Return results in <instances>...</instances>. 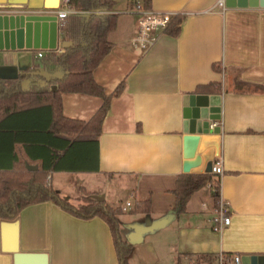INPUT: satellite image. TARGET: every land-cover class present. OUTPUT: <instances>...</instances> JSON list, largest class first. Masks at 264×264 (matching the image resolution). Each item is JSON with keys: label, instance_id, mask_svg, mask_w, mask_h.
I'll return each mask as SVG.
<instances>
[{"label": "crops", "instance_id": "0c3cea01", "mask_svg": "<svg viewBox=\"0 0 264 264\" xmlns=\"http://www.w3.org/2000/svg\"><path fill=\"white\" fill-rule=\"evenodd\" d=\"M135 1L115 0L117 22L108 32L113 45L93 69L107 92L124 79V88L112 96L102 120L98 169L52 170L50 185L67 198L60 176L71 180L72 174H84L75 181L81 196L83 187L119 207L129 198L140 203L149 198L147 212L121 209L128 214L123 221L118 214L127 241L135 223L161 222L132 245L129 264H209L201 256L264 254V5H226L224 0L223 8L217 0H151L154 9L183 15L180 31H163L152 46L135 51L130 42L137 26L131 10ZM62 5L63 0H0V8L53 13ZM73 13L84 19L87 12L69 15ZM64 27L60 39L66 37ZM57 46L4 50L0 63L26 65L22 88L45 90L52 86L49 78L64 72L55 59L62 50ZM38 49L43 55L37 56ZM208 83L220 86L213 93L221 94L220 117L212 120L220 125L219 151L213 157L223 166L216 177L218 196L212 190L205 201L204 185L191 194L185 211L176 214L171 211L172 189L183 171V135L190 133L183 131L184 95L211 93L196 89ZM61 99L63 114L79 119H88L102 101L78 91H64ZM17 146L22 152V144ZM219 205L230 221L215 229ZM13 219L15 230L4 231L0 218V264H14L8 249L14 243L20 251L46 253L48 264H118L108 223L98 215L76 216L43 200L5 220Z\"/></svg>", "mask_w": 264, "mask_h": 264}, {"label": "trees", "instance_id": "16d2710c", "mask_svg": "<svg viewBox=\"0 0 264 264\" xmlns=\"http://www.w3.org/2000/svg\"><path fill=\"white\" fill-rule=\"evenodd\" d=\"M141 2L151 7V0ZM68 3L72 9L87 13L84 19L77 13L69 15L64 27L65 39L71 40L72 44L62 47L55 56L64 72L48 79L54 87L41 91L22 88L21 80L28 75L29 67L14 78L0 77V218H15L26 205L43 200L54 202L76 216L98 215L108 223L118 264H129L133 244L121 235L119 206L96 199L93 192L83 187L81 200L74 203L45 183L46 174L52 170L98 169L97 146L102 120L112 96L124 88V79H121L107 92L93 75L94 67L113 45L108 32L117 22L115 0H68ZM182 17L181 13L174 14L164 32L177 35ZM212 66L220 70L219 63L214 62ZM196 89L220 92V86L214 87L210 83L198 85ZM64 91L98 95L102 101L88 119L69 117L62 112ZM18 143L22 144V152ZM29 164L37 167L28 168ZM212 179L210 171L178 173L172 189L174 204L171 211L176 214L185 211L191 194ZM217 189L213 193L215 197L218 196ZM140 204L136 206L138 210H149V198ZM201 258L209 264L214 262L213 257L204 255Z\"/></svg>", "mask_w": 264, "mask_h": 264}, {"label": "water", "instance_id": "95a60500", "mask_svg": "<svg viewBox=\"0 0 264 264\" xmlns=\"http://www.w3.org/2000/svg\"><path fill=\"white\" fill-rule=\"evenodd\" d=\"M226 5H264V0H225ZM72 44L71 40L60 39L56 14L32 9L0 8V53L16 48L55 49ZM28 67L12 63H0V77L14 78L19 69ZM20 71V72H22ZM54 87V85L52 86ZM220 93L190 92L184 95L183 131V171H211L214 155L219 151L220 125H212V120L220 117ZM212 131L213 133H209ZM195 132V133H193ZM36 168V164L27 165ZM93 197L103 199L102 194ZM17 220H2L4 231L16 227ZM161 225L156 223H135L128 234V241L138 243L142 235ZM13 238L16 239L15 231ZM15 241V240H14ZM13 253L14 264H29L36 260L38 264H48L46 253L24 252L18 250L15 243L8 248ZM242 264H264V254H243ZM36 263V264H37Z\"/></svg>", "mask_w": 264, "mask_h": 264}, {"label": "built area", "instance_id": "2783aa9c", "mask_svg": "<svg viewBox=\"0 0 264 264\" xmlns=\"http://www.w3.org/2000/svg\"><path fill=\"white\" fill-rule=\"evenodd\" d=\"M217 4L224 8V0H217ZM131 10L137 14V26L136 33L132 37L131 42L135 47L142 49H147L152 46L159 37V34L164 31L167 27L170 19L176 12H171L167 10H158L152 7H146L142 4L141 0H136L131 7ZM75 10L71 8L68 0H63V5L56 9L54 12L56 14L57 27L59 32L62 31L66 18L71 12ZM54 50V49H48ZM37 56L43 55V50L38 49L36 51ZM215 177L209 181L206 185H209L213 191L218 188V179L216 178L223 172V166L220 160L214 159L211 165V171ZM51 174L48 172L46 174V185H50ZM140 205V201H133L132 199H127L120 207L122 210H128L131 208H136ZM221 205L216 206L218 209L217 215L215 217V229H220L222 226L227 225L230 221L229 214L225 211L224 207ZM216 210V209H215ZM214 264H242L240 253H223L219 252L214 257Z\"/></svg>", "mask_w": 264, "mask_h": 264}, {"label": "rangeland", "instance_id": "374dc122", "mask_svg": "<svg viewBox=\"0 0 264 264\" xmlns=\"http://www.w3.org/2000/svg\"><path fill=\"white\" fill-rule=\"evenodd\" d=\"M131 47H133V46L131 45ZM132 49H134L135 51L141 50L139 47H134ZM51 54H53V53H51ZM88 175H90V176H88L87 178H91L92 174H88ZM82 178H85L84 174H72L71 180L64 179L60 176L62 184L64 185L63 194H65L67 196V198L72 200L73 202H76V198H77V200H80L81 191L79 190V188L78 189L75 188V181L76 182H77V180L80 181ZM53 182H54V179H53ZM45 183H46V176H45ZM202 193L205 196L204 199L206 201L207 196H210L211 195L210 193H212V188L209 185H205L203 190H202ZM75 196H77V197L75 198ZM127 217H128V214L121 213V212L119 213V218L122 221L125 220ZM213 264H214V262H213Z\"/></svg>", "mask_w": 264, "mask_h": 264}]
</instances>
